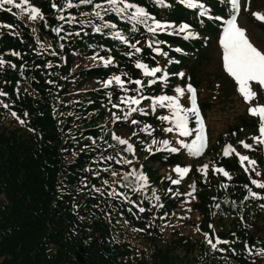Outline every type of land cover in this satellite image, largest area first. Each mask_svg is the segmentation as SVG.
<instances>
[{
    "label": "trees",
    "instance_id": "trees-1",
    "mask_svg": "<svg viewBox=\"0 0 264 264\" xmlns=\"http://www.w3.org/2000/svg\"><path fill=\"white\" fill-rule=\"evenodd\" d=\"M30 2L43 19L33 21L11 5L0 9V25L12 26H0V92L6 93L0 95V264H264V199L248 191L264 197V189L251 183L264 182L263 147L244 151L257 162L254 170L247 163L245 172L234 154L224 159L216 154L206 160L205 176L198 169L206 149L193 156L198 164L183 162L186 149L157 151L163 140L180 147L175 132V140L168 138L165 128L170 125L157 119L167 109L153 113L151 100L144 99L138 107L148 114L137 111L125 119L129 109L120 101L125 91L104 86L120 76L137 96L170 95L175 89L167 78L185 70L198 88L197 66L206 59L207 40L217 34L215 21L206 16L223 15L225 2L199 0L207 10L201 16V9H189L180 0H163V6L157 0H128L159 21L177 24L155 35L139 24L133 31L116 13L95 8L101 4L107 9L106 0H71L79 5L72 8L66 7L68 0ZM95 11H101L102 20ZM182 23L190 25L193 35L209 38L206 44L199 36L185 39L186 31H178ZM132 44L142 51L135 53ZM137 61L162 71L157 78L145 76L135 67ZM138 79L142 93L130 82ZM153 79L156 83L149 85ZM209 104L201 102L203 113ZM244 115L237 116L238 128H232H252L253 116ZM145 125L151 126V135L142 131ZM120 128L134 152L113 139ZM177 165L191 169L178 185L171 183L180 179L173 171ZM212 167L225 169L231 179L217 172L220 178L214 177ZM133 170L148 178L144 189L134 190V177L123 179ZM208 239L227 243L213 249Z\"/></svg>",
    "mask_w": 264,
    "mask_h": 264
},
{
    "label": "snow or ice",
    "instance_id": "snow-or-ice-1",
    "mask_svg": "<svg viewBox=\"0 0 264 264\" xmlns=\"http://www.w3.org/2000/svg\"><path fill=\"white\" fill-rule=\"evenodd\" d=\"M108 4V8L104 9L103 5L96 4V9H102L105 14L107 12L116 13L120 16L121 19L127 20L129 23L133 25V31H136V25H143L145 29L155 35L158 30H166L168 28L174 27L172 24L169 23H162L161 21L157 20L154 16H152L144 7L138 6L135 3H129L128 0H106ZM182 4H184L189 9H201L200 15L204 16L207 12L205 6L201 3H198L197 0H180ZM93 0H80V4H92ZM157 3L163 6V0H157ZM231 5V9L233 11V15H231L228 19H223L222 17H215L216 20H222L223 28H222V35L219 40L220 47L222 49V61H223V68L224 71L231 77L237 85V91L244 99L246 103L250 105L248 112L249 115L253 117L259 118V125H258V136L252 137V140L257 144L264 145V105L256 104L252 105V101L256 100L258 93L254 90L253 85H258L261 90H264V51L258 49L249 39L246 30L240 27L237 23V16L240 12V0H229ZM4 5H11L15 7L19 12L27 14L29 19L35 21L37 19H43V15L41 10L35 6H33L30 0H0V9L4 8ZM56 7V5H53ZM66 7H79V5H75L71 3V0H68ZM11 12V8L5 9ZM129 10H133L129 12ZM95 16L103 19L101 15V11H95ZM253 16L260 21H264V14L262 13H253ZM59 19H65L63 16H60ZM74 20L75 18H70ZM151 21V23H149ZM2 27H12L11 25H0ZM104 27L115 28L116 25L114 24H105ZM190 28V25L187 23H182L178 27V31L183 33ZM99 27L96 28V31H100ZM54 32L59 33L60 29L56 28L53 29ZM115 36L120 39L121 41L127 43L125 37L121 36L119 32L115 33ZM192 36V33L189 32L188 36H185V39H188ZM149 48H152V44L149 43ZM131 47L135 50V53H139L142 51L141 48L136 47L135 44H132ZM157 53L160 52L158 48L153 49ZM176 51H180V49H176ZM16 55V53H13ZM129 56L133 55V53H129ZM166 55V53H165ZM4 61L0 59V65H2ZM106 65L111 63V59L105 62ZM15 67V65H13ZM137 69H141L145 76L149 77H156V74L161 72L162 69L159 67L149 68V66L145 63L137 61L135 64ZM181 77H183V73H179ZM167 74L165 73L164 79L166 80ZM113 81H115L122 90L127 92V89L124 88V82L121 80L120 76H114L112 79L105 82L104 86L107 88L109 87ZM131 83H135L138 88L137 92L142 93L143 82L141 80H134L130 81ZM156 83V80H150L149 85ZM176 95L170 96L166 94H162L155 97H146L142 94L137 96H123L121 97V103L128 106V112L125 113L124 118L127 119L131 113L139 111L142 115H147L148 113L145 112L144 109L139 108L138 106L144 99L151 100V108L152 112L155 113L157 108L160 109H167L168 115H161L158 116L157 119L166 122L170 126L165 128L166 132H175L179 137H192L194 135V139L191 142H185L183 139H178L177 143L179 144V148L170 147V141L163 140L160 143L164 146L162 149H157V151H169L172 153H177L180 149H186L189 155L192 156H200L203 154L204 149L207 146V138L205 132V125L203 121V117L201 116L200 109L197 105L196 99V90L192 87L191 84L187 86V92L190 94V107H186L181 103V98L185 94V89L177 87L175 88ZM0 95H6V93L0 92ZM111 99V96L109 97ZM132 105H136L137 107H132ZM7 107V105H5ZM114 108H119L120 105L113 104ZM15 115V113H13ZM195 119V127H189L190 120ZM114 119L118 120L120 117H116L114 114ZM23 123V121H21ZM133 124L138 123L136 120H132ZM150 125H145L142 131H148L149 135H151ZM113 139L116 140L121 145H127V151L134 152L133 145L129 143L127 139H123L120 136L113 134ZM153 143H156L153 140ZM241 145L245 149H252L253 145L248 144L244 141H240ZM235 154L242 167H244L245 162L248 165L254 166L256 165L255 160H251L248 156L241 155L239 152L232 145H226L223 151V155L225 157ZM108 159H112L109 157ZM121 161H117L120 163ZM124 163H131V161H124ZM208 165H204L198 171H202L204 175H207ZM190 167H180L177 165L173 171L177 173L180 179L171 180L172 184H180L181 180L190 172ZM248 168L245 167V172H248ZM215 172L223 174L228 179H231L230 174L225 171L223 168H215ZM117 174L114 172L113 176ZM256 175L259 176L260 173L256 172ZM134 177L135 179V188L134 190H141L144 189L148 184V178L143 173H137L135 170L125 173L123 175V179L125 181L129 180V177ZM169 179H171L169 177ZM251 179V177H250ZM107 183V181H105ZM251 183L255 185L257 188L264 189V182L251 179ZM128 186V185H126ZM194 190V185L191 186ZM226 187V186H225ZM247 187V185H245ZM250 195L256 198L259 197V194L256 192H252V190L248 189ZM188 195H191L189 193ZM153 197L158 201L159 196L155 195V191H153ZM217 207H219L217 205ZM140 212H144V208L139 209ZM207 239V234H205ZM227 243V241H220L219 239L216 240V243H213L211 239H208V243L211 245L213 249H216L217 244L219 243ZM260 254H264V250H261Z\"/></svg>",
    "mask_w": 264,
    "mask_h": 264
},
{
    "label": "rangeland",
    "instance_id": "rangeland-1",
    "mask_svg": "<svg viewBox=\"0 0 264 264\" xmlns=\"http://www.w3.org/2000/svg\"><path fill=\"white\" fill-rule=\"evenodd\" d=\"M253 13H262L264 14V0H240V12L237 16V23L240 27L246 30V33L250 39V41L261 51H264V21L257 20ZM173 26H177V24H173ZM222 35V29L214 36L207 40L208 45L205 49L206 59L203 60L197 66V77H198V88L191 84L187 72L185 70H180L179 73H183V77L176 76L179 74L176 72L174 76L167 78L166 82L169 83L174 89L177 87L184 88L185 94L181 98V103L186 106L190 107V94L187 92V86L189 84L192 85L193 88L196 90V99L197 105L200 109L201 116L203 117L204 125H205V132L207 138V146H206V153L204 157L201 159L202 167L204 165H208L206 160L212 159V155L216 154H223L224 148L226 145H232L237 152L241 155L248 156L251 160H253L250 156V152L244 153L245 149L240 141H244L248 144L253 145L256 147L260 145L264 149V145L257 144L252 140V137L258 136V125H259V118L251 117L253 126L252 128H239V130H235L238 128L237 124V116L239 117L242 114H245L244 117H250L248 109L250 105L244 101L241 97L239 92L237 91V85L234 80L228 76V74L224 71L223 68V61H222V49L219 44V40ZM192 59V58H191ZM87 61H84L86 63ZM159 67L153 66L149 68ZM160 68V67H159ZM19 76L22 75V70L18 72ZM158 74V73H157ZM156 74V77L158 75ZM114 77V76H113ZM111 77V79L113 78ZM142 76V81H143ZM175 78L179 80V83L175 81ZM108 80V79H107ZM121 80L124 82V88L127 89L128 83L126 80ZM139 80V79H138ZM164 80V79H162ZM115 86L120 88L115 81L113 83ZM255 91H257L258 96L256 100L252 101V105L260 104L264 105V90H261L258 85H253ZM124 91V90H122ZM231 96H229L230 94ZM176 93L170 94V96H174ZM123 96H137L135 94L130 93L127 89V92H124ZM159 96V95H158ZM138 97V96H137ZM121 101V98H120ZM207 101L210 103V109L207 113H203L201 109V102ZM162 115H168V110H165ZM194 118L190 120L189 127L194 128ZM250 121V120H249ZM164 122V121H163ZM167 124L166 122H164ZM234 126L235 128H232ZM121 138H125L127 133L124 129L120 128L117 130ZM168 133V138L170 140H175L176 134L171 132ZM187 141L190 137H179ZM178 140V139H177ZM250 141V142H249ZM190 142V141H188ZM215 148V149H214ZM220 150V153L217 150ZM253 149V148H252ZM222 152V153H221ZM220 155V156H221ZM235 158L239 162L238 157L234 154ZM190 164H198L196 162V158L192 155L184 154V161ZM240 164V162H239ZM241 166V164H240ZM154 167L159 170L162 174H169L170 171L161 168L158 164H154ZM182 167V166H180ZM183 167H189L183 166ZM247 167V162L243 168ZM219 167H212L211 174L216 177L220 178L219 174H217L214 169ZM227 178V177H226ZM226 180H229L228 178ZM194 217L197 219V213L194 211L191 212Z\"/></svg>",
    "mask_w": 264,
    "mask_h": 264
},
{
    "label": "water",
    "instance_id": "water-1",
    "mask_svg": "<svg viewBox=\"0 0 264 264\" xmlns=\"http://www.w3.org/2000/svg\"><path fill=\"white\" fill-rule=\"evenodd\" d=\"M78 259H79V260H81V259H82V258H81V256H80V254H78Z\"/></svg>",
    "mask_w": 264,
    "mask_h": 264
}]
</instances>
